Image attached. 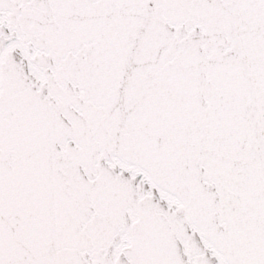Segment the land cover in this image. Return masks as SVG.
<instances>
[{
    "label": "snow or ice",
    "instance_id": "snow-or-ice-1",
    "mask_svg": "<svg viewBox=\"0 0 264 264\" xmlns=\"http://www.w3.org/2000/svg\"><path fill=\"white\" fill-rule=\"evenodd\" d=\"M0 264H264V0H0Z\"/></svg>",
    "mask_w": 264,
    "mask_h": 264
}]
</instances>
